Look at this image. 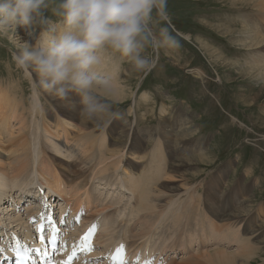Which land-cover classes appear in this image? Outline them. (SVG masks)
I'll return each mask as SVG.
<instances>
[{"label":"bare ground","instance_id":"6f19581e","mask_svg":"<svg viewBox=\"0 0 264 264\" xmlns=\"http://www.w3.org/2000/svg\"><path fill=\"white\" fill-rule=\"evenodd\" d=\"M251 1L264 12V0ZM246 2L249 3L250 0H245ZM256 29L264 32L263 25ZM15 30L18 33L21 31ZM263 42L264 36L258 34L247 46H256L254 51H257ZM256 53L260 63L264 64V54ZM257 61L253 63L257 64ZM119 71L116 61L106 62L102 67V73L111 77L115 83V100H122L127 93ZM196 73L199 79L204 80L203 71L198 69ZM32 79L35 80L34 76ZM42 96L49 99L53 112L59 117L55 126L46 120L47 117L54 116V113H50L52 110L48 112ZM147 96L146 94L145 97ZM23 107L28 112H23L26 111ZM23 107L0 106V235L31 233L30 221L24 222V215H21L23 208H19L20 201L10 197L16 195L19 198L21 192L28 194V188L35 191V187L40 186L48 189L44 203L47 200L58 204L60 202L64 210L76 215L75 219L80 218L79 227L102 222L97 237L100 247L98 255L90 256L91 261L80 258L72 264H110L103 256H109V252L112 254L120 247L127 250L131 248L132 252L134 248L135 258L131 259L130 264H246L259 254L258 247L245 232L248 225L242 211L233 213L234 207L230 209L229 204L213 207L215 193L210 197L214 202L203 207L198 202L201 198H198L200 194L197 184L176 183L180 181V176L186 177V174L182 175L184 170L180 171L178 168L193 166V174L197 175L201 170L195 166H199L200 161L205 162V155L208 153L192 156V164L185 161V155V160L173 165L172 159L178 157V154L171 152L169 155L167 152L170 147L168 142H172L174 134L177 135L178 148L187 149L182 145L186 144L184 137H192L198 131L192 116L185 123L173 124L171 129L164 128L158 135L151 133L154 139L153 149L141 154L147 143L139 137L134 138L136 129L132 122L123 123L127 129L125 134L126 129L123 127L117 136L115 131L108 134L111 135L110 138L106 131L95 136L93 132L87 133L85 130L89 125L97 124L82 122L77 111L63 107L38 87L37 90L34 89L32 102ZM165 111L166 108L162 109L163 113ZM12 114L16 118L20 116V126L15 133L12 130L10 134ZM233 119L238 120L236 117ZM238 122L244 125L241 121ZM72 127L76 130L71 133ZM60 133L67 136L66 144L62 139L57 140ZM48 164L51 173L46 171ZM66 173L67 181L63 183V174ZM87 173H90L89 181L84 179ZM71 174L73 180L69 178ZM171 183L174 184L169 185ZM7 198L10 204L7 201L3 204L2 201ZM219 198L217 196L218 201ZM239 204L244 208L241 202ZM33 208V205L29 206L27 211ZM246 211L247 209L244 210ZM228 218L232 219V223H225ZM242 226L245 227L243 231ZM58 229L62 230L59 225ZM28 238L32 239L30 236ZM2 244L0 241V246ZM141 251L146 252L151 259H157L153 263L143 259L139 261L137 256ZM132 252H129V257ZM261 258L264 264L263 256ZM55 262L66 264L63 257L55 258Z\"/></svg>","mask_w":264,"mask_h":264},{"label":"rangeland","instance_id":"374dc122","mask_svg":"<svg viewBox=\"0 0 264 264\" xmlns=\"http://www.w3.org/2000/svg\"><path fill=\"white\" fill-rule=\"evenodd\" d=\"M246 3L245 0H167L170 22L165 26L179 42V47L169 51L167 55L161 52L156 67L143 76L133 73L128 64L116 61L127 91L122 100L111 98L120 116L110 122L89 125L85 131L93 132L95 136L106 131L107 137L111 131H115L117 136L125 126L124 122H132L133 128L136 129L134 138L139 137L147 143L142 154L153 149L154 139L151 133L158 135L164 128L171 129L173 124L185 123L188 117L192 116L198 131L192 137H184L186 144L182 145L187 149L178 148L179 142L174 134L172 142H168L170 147L167 152L169 155L171 152L178 154V157L172 159L173 165L185 160V155V161L192 164V156L208 153L205 155V162L200 161V167L195 166L201 170L199 174H193V166L178 168L180 171L184 170L182 175L186 174V177L180 176V181L176 183L197 184L200 194L198 198L202 199L204 206L214 202L210 197L215 193L213 207L229 204V208L233 206L236 211L233 213L242 211L248 225L245 232L251 237V242L256 248L258 247L259 253L246 264H262L264 64L260 63L256 52L264 54V42L257 51H254L256 46L247 45L254 41L258 34L264 36L262 29H256L257 26H264V12L256 8L258 6H254L253 1ZM46 15L50 20H55L50 11L46 12ZM29 39L31 38L23 29L20 33L15 29L0 33L1 107L29 106L34 89L37 90L38 86L32 76L18 69L13 60L17 46ZM255 60H258V65L253 63ZM198 69L204 72V80L198 78ZM42 97L48 112L52 110V113L53 105L47 97V100ZM164 108L166 113L162 112ZM24 110L26 111L23 112H28L27 108ZM234 117L244 125H240L238 120L234 121ZM18 118L13 114L10 116V134L12 130L15 133L20 126ZM46 120L55 126L59 117L54 113V116L51 115ZM72 128L74 130L71 129V133L76 130ZM126 131L127 129L124 134ZM68 138L70 139L69 135ZM59 139L66 144L67 136H63V133L58 135L57 140ZM46 171L51 173L49 164ZM63 175V183H66L68 173ZM71 175L69 178L73 180V174ZM89 176L90 173H87L84 179L89 181ZM13 186L17 188L14 184ZM217 196L220 197L219 201ZM10 198L15 200L17 197L14 195ZM201 199L198 202H201ZM6 201L10 204L8 198L2 201L3 204ZM239 202L244 208L240 207ZM231 221L232 219L228 218L225 223H232ZM244 228L243 226V230Z\"/></svg>","mask_w":264,"mask_h":264},{"label":"clouds","instance_id":"9594fccd","mask_svg":"<svg viewBox=\"0 0 264 264\" xmlns=\"http://www.w3.org/2000/svg\"><path fill=\"white\" fill-rule=\"evenodd\" d=\"M169 22L167 0H0V33L23 29L34 37L13 53L17 68L97 125L120 116L111 99L115 83L102 67L117 61L137 75L150 73L161 52L179 47Z\"/></svg>","mask_w":264,"mask_h":264},{"label":"snow or ice","instance_id":"6c2138e0","mask_svg":"<svg viewBox=\"0 0 264 264\" xmlns=\"http://www.w3.org/2000/svg\"><path fill=\"white\" fill-rule=\"evenodd\" d=\"M71 259H72V257L69 258V261L66 262V264H70Z\"/></svg>","mask_w":264,"mask_h":264}]
</instances>
